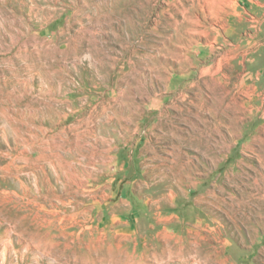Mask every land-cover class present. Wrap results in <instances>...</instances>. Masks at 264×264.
Wrapping results in <instances>:
<instances>
[{
	"label": "rangeland",
	"instance_id": "374dc122",
	"mask_svg": "<svg viewBox=\"0 0 264 264\" xmlns=\"http://www.w3.org/2000/svg\"><path fill=\"white\" fill-rule=\"evenodd\" d=\"M0 264H264V0H0Z\"/></svg>",
	"mask_w": 264,
	"mask_h": 264
}]
</instances>
